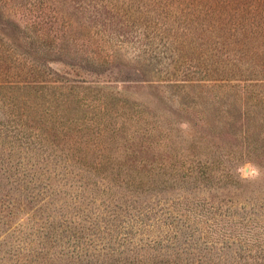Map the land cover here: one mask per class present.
Segmentation results:
<instances>
[{
    "label": "rangeland",
    "instance_id": "1",
    "mask_svg": "<svg viewBox=\"0 0 264 264\" xmlns=\"http://www.w3.org/2000/svg\"><path fill=\"white\" fill-rule=\"evenodd\" d=\"M69 100L90 111L78 131L87 137L76 127L44 142L62 150L71 174L65 186L50 178L53 200L32 210L24 189L37 194L38 176L27 184L10 172L27 159L9 121L28 115L38 126L33 119L51 108L70 117L69 128L77 116ZM21 102L24 110L12 107ZM104 102L120 116L100 134ZM263 119L264 0H0V264L28 263L41 248L58 250L35 264H80L60 253L78 246L73 234L83 237L74 255L91 260L117 237L125 256L145 263L177 249L202 264H245L236 261L264 244V159L254 153ZM113 128L119 140L110 142ZM129 145L138 166L154 170L155 188L130 183ZM203 163L209 181L197 177ZM101 166L116 167L119 186L102 181ZM41 224L60 247L38 238Z\"/></svg>",
    "mask_w": 264,
    "mask_h": 264
},
{
    "label": "trees",
    "instance_id": "2",
    "mask_svg": "<svg viewBox=\"0 0 264 264\" xmlns=\"http://www.w3.org/2000/svg\"><path fill=\"white\" fill-rule=\"evenodd\" d=\"M17 89H19V88H17ZM69 89L72 90L73 87H69ZM70 94H72V93H68L67 96H65V98L70 97ZM72 100H73V98H72ZM72 100H69L66 102H68V104L69 103L72 104V102H74L72 110H75L74 114H76L77 116L71 115L72 117H75L76 119L72 120V122H71L72 124L69 125V128H67V125H68L67 123L70 121V117L68 119H66V121H65L64 115L59 113V112L54 113V114H50L49 112H50L51 108L45 110V113H47V115H48L47 118L42 117V118L33 119L38 124V126L32 124V121L28 119V118H30L28 115H26V119L24 121H22V120L20 121L22 124H19V126L16 123H14V121H12V120L9 121L8 127L13 124L12 127L15 126V129L13 130V132L17 131L15 133L17 135V137H15L12 134V138H14V140L16 142H19L17 146H19V147L22 146V148L25 149L24 151H21V153H23L24 160L27 159L26 164L24 163V161H21L19 159L17 162H14V164L9 165L10 168H12L10 170V172H12L13 176H17V178L19 177V179L20 178L24 179L23 180L24 183L26 182V179L28 178L27 184L35 182L33 180H35L36 175L38 176L36 178V181H38V183H39L38 188L40 190L38 191L37 194L33 195V193H31L29 191L30 189L28 187H25V189H24L25 190L24 193L27 192L26 193L27 197H25V198H27V200H29V202L32 203L34 206V207H32V210L35 209L36 207H38L40 203H46V202H50L53 200L52 194L49 192V187H51V184L48 182V180L50 178L55 179V181L62 182V185H64V186L68 184V181H66L65 178L68 177V174H71V171L67 168V166L62 165L65 162V159L62 156V150L60 153L57 151H54V150L48 152V150L43 148V146H44L43 144L46 141H50L48 139H51V142H55V140H57V138L60 135L62 137H64L65 134L63 133V130H65L66 134H70L71 129L74 131V128L78 127L76 129L78 132L79 130H81L83 128V127L81 128V126L84 124V121L86 120L88 113L90 111L87 109L88 107H87V105H85V103L79 102L76 100L72 101ZM13 105L14 106H12V107L16 108L17 111L18 110H20V111L24 110L25 104H23V102L18 103V104H13ZM57 105H58V103H57ZM111 105L112 104L104 102V104L100 105L98 108L99 109L98 114L100 116L98 117L99 119L96 121V126L97 127L102 126L101 129H98L100 134H106L107 132H109L110 128L108 129V127L116 124V123L114 124V122H112V118L116 119L120 116L116 113L118 107H116V105H114V104H113L114 106L113 105L111 106ZM113 107H115L116 110H115V108L113 109ZM45 113H44V115H45ZM113 113H114V115H113ZM28 120L30 122H28ZM78 122H79V125H78ZM260 123H261L260 126L262 128H264V119H263V121L261 120ZM41 124H43V126ZM64 126L66 128H63ZM72 126H73V128H72ZM121 127H123V125ZM38 128L40 129L41 132L38 131ZM118 131L115 132L114 128L111 130V132H113V133L109 136V138H111L110 142H114V140H116V141L119 140V139H116V138H118V136H117ZM44 133H45V135H44ZM78 133L80 134L79 138H81V139L84 136H86L81 131ZM91 134H93V133L91 132L89 134V136H91ZM262 134H264V131H260V133L258 134L259 139H257V142L259 144L257 143L256 148L254 149V153H255L256 157L258 156V157H261L264 159V135H262ZM11 142L14 143L13 140H11ZM100 151L104 152L103 154H105V149H100ZM125 151L128 152L125 155L124 160H125L126 164L129 165L127 169H128V174H129V178H130L129 179L130 183L132 185L136 184L138 187H143V186H145L146 182L148 183L151 180L152 183H151V185H150V182L148 183V185L150 187L147 190H149L151 188V186H154L153 188H155L157 185V181L154 178L151 179L152 178L151 176L153 174L155 175L154 170L150 168L149 171L152 172L153 174L152 173L147 174V169L144 165L138 166V164L136 163V160L133 159V156L137 155L139 152L138 151L133 152V149L130 145L126 147ZM107 156H109V155H107ZM130 159H132L134 161V163L130 164ZM119 167L124 168L125 166H119ZM100 168L97 169V167H96L95 170L96 171L102 170L103 173H106L102 177L103 178L102 181L104 180L106 183L112 182V183H114L115 186H119V184H118L119 180L110 178V174L114 175V173H110V172H112L114 169H116V167L101 166ZM135 168H137V170H135ZM132 169H133V172L131 173ZM206 169H207L206 163L201 164V166L197 168V174H198L197 177L209 181V176L206 175V173H207ZM0 171L4 172V174L6 173L5 168H2ZM18 174H20V175H18ZM28 176H31V177H28ZM8 178H10V177L8 176ZM129 181H127V183ZM80 187H81V185H79V188ZM4 198H6V197L0 198V201L2 204L6 203ZM13 202L14 201H11L12 204H13ZM8 205H10V204L8 203ZM38 210H40V207ZM234 214H236V211H234L233 213H229V215H233V216H234ZM46 222H48V219H46ZM0 225L6 226V223L2 222V224L0 223ZM182 226H184V225H182ZM186 227H189V226H186ZM6 230L4 232V229H3L0 232V238L1 237L4 238V239L2 238L0 240V247L4 243L5 237H7L6 236ZM35 230L37 231V234L39 236L38 238H40V240H42L44 242L51 241V243H52V244H50L51 247H54V246L60 247L62 245V244L58 245L56 243V241L58 239H57V236L54 237L53 231H52V229H50V224H47V225L41 224V226ZM189 231H191V234L187 236V238L185 239L186 241H187V239L192 238L193 234L195 232V230L192 231V229H190ZM174 233H176V231H174L172 234H174ZM173 236H174L173 238L175 240L176 234H174ZM59 238L62 239V237H60V236H59ZM69 238H74V240L72 242H73V244H77L78 246L74 247L73 251L71 253H63V249H62V247H60V253L64 254L68 258L75 257L76 258L75 260H78V262L80 264L82 263L81 260H83L84 261L83 263H86V264H97V263H99L100 258H102V259L106 258L107 259L110 255L111 256L114 255V257H112L113 259L111 258L110 260H108L104 264H178L182 261V259L180 257L183 258V261L185 260L187 262L185 264H196L195 262H197L198 264H202V263H200V261H201L200 258H196V259H192V258L186 259L187 257L184 258L185 255H183V253L185 251H182V253H181L177 249L171 250V254H172L171 256L173 257V259H170V260L167 259L164 263L163 262L156 263V262H153L151 260H149L150 261L149 263H145L144 259L140 260L139 258H136V257H134L135 259H133L132 258L133 256L132 257L125 256L124 250L121 249V247L125 244L126 240L121 239L118 242L117 237L109 239L108 241H106L105 244L103 242H101L102 244H101V247L99 248V253H97L98 254L97 257H95L94 259L91 260L90 257L95 256V255H92L91 253H89L87 251H85L84 253L76 251V255H74V251L77 250V248L79 247V243L83 239V237L78 236L77 234H73V235L69 236ZM68 242H70V240H68ZM109 242H110V245H109ZM111 242H113V244H111ZM158 242H162V241L160 240ZM158 242H155V243H158ZM232 242L235 243V241H232ZM82 243H84V241ZM55 244H57V245H55ZM84 244H87L86 241ZM89 244H92V243H89ZM212 245L213 244H211V246ZM221 247L222 248H228L229 246L226 243H224V244H222ZM236 247H237V245H236ZM240 248H241V250H244V249H242L241 245H240ZM56 250H58V249H53V253L49 254L48 249L44 250L46 252H42L43 249L41 248V250L38 251L40 253V256L39 255L35 256V253L29 251V252H27L26 258L29 257L30 254L32 255V257H30L29 262L25 263V264H35V263L41 262V261H38L40 259L46 260L48 258H51L52 255H55ZM92 250H96V248H94ZM251 250H253L254 253H252ZM19 251L9 249L8 253L12 252V254H13L12 257L18 258L19 255H17V253ZM122 255H124V256H122ZM237 255H238V258L240 260L243 259L242 253H238ZM7 257H8V255H7ZM236 262L237 263H245V264H264V244L261 246H256L253 249H250V252L248 253L247 257H245L243 259V261L237 260ZM206 264H209V263H206Z\"/></svg>",
    "mask_w": 264,
    "mask_h": 264
}]
</instances>
